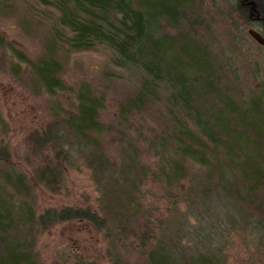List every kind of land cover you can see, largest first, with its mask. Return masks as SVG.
I'll return each instance as SVG.
<instances>
[{"label": "trees", "instance_id": "16d2710c", "mask_svg": "<svg viewBox=\"0 0 264 264\" xmlns=\"http://www.w3.org/2000/svg\"><path fill=\"white\" fill-rule=\"evenodd\" d=\"M36 1L56 16L47 54L26 61L39 89L52 97L68 90L59 78L58 53L100 46L112 52L113 66L139 73L140 80L136 92L118 107L116 160L104 146L112 129L99 118L104 98L84 83L75 91L74 112L53 106L52 117L28 135L43 166L28 175L9 166L8 151L0 148V264H42L38 236L53 224L72 220L90 224L101 235L105 264H126L128 252L143 258L142 264H224L215 260L221 249L210 240L204 241L205 250L196 257H180L183 250L174 240V219L180 208L188 215L196 203L205 213L226 203L231 216L233 211L239 215L243 231L252 224L259 229L255 235L264 239V124L255 117L254 101L242 105L247 116L236 121L241 105L226 79L227 66L198 37L197 29L208 26L199 17V4L194 0ZM249 1L251 12L258 15L254 21L264 30V0ZM236 12L248 24L254 22L242 3ZM166 27L176 33L171 35ZM53 45L56 55L50 53ZM160 96L166 108L159 114ZM149 111L162 114L164 126L144 137L129 121L132 114ZM141 146L153 158L151 163L139 158ZM78 164L89 171L96 192L94 205H60L38 212L28 200L34 199L36 186L58 190L65 171ZM6 187L11 193L5 192ZM67 260L96 264L84 255L73 254Z\"/></svg>", "mask_w": 264, "mask_h": 264}, {"label": "rangeland", "instance_id": "374dc122", "mask_svg": "<svg viewBox=\"0 0 264 264\" xmlns=\"http://www.w3.org/2000/svg\"><path fill=\"white\" fill-rule=\"evenodd\" d=\"M194 1L200 6L199 17L208 23L206 28L197 29L198 37L221 57L222 63L227 66L225 76L230 81L228 84L236 89L235 102L241 105L236 121L239 123L241 117L247 116L241 109L242 105L254 101L258 104L255 106V117L264 124V43H257L247 32L252 29L264 39V30L258 21L253 20L258 15L251 12L252 1L241 2L254 21L251 24L236 12L241 5L238 0ZM55 17L52 9L36 0H6L0 3V148L6 147L9 166L14 165L28 175L36 167L44 165L40 156L31 150L29 133L52 117L53 106L74 112L75 91L82 83L88 85L93 94L104 98L105 107L99 118L112 126L104 137V146L107 154L116 160L119 144L114 130L117 129L118 107L126 97L136 92L140 80L139 73L113 66L112 52L105 47L56 55L53 51H56V46L53 45L55 48L52 46L50 53L59 60V78L68 90L60 91L54 97L47 95L39 89V84H35L36 77L26 61L35 62L47 54L46 43ZM165 30L171 35L176 33L169 27ZM16 52H20L22 58H18ZM12 67H16L15 72ZM222 85L225 87V82ZM160 97L157 104L159 114L166 108ZM222 114L225 117L228 115L227 112ZM161 118L162 114L159 116L150 111L134 113L129 125L147 137L151 129L159 130L164 126ZM262 150L264 154V147ZM139 158L148 164L153 160L142 146ZM5 189L6 193H11L9 187ZM35 190L34 199L28 200L38 212L60 205H94L96 197L89 171L79 164L65 171L64 183L58 190L49 192L40 185ZM225 205H216L205 213L196 203L188 215L180 208L174 219L177 230L174 240L183 250L180 257H196L204 252V241L210 240L214 248L218 244L221 249L220 253L217 251L219 258L216 261L222 259L224 264H264V239L255 235L259 234V229L251 224L243 231L239 215L233 211L231 216V208ZM36 248L42 264H68L67 259L73 254L84 255L96 264H105L101 235L83 221L72 220L49 226L38 236ZM125 260L126 264H142L143 258L128 252Z\"/></svg>", "mask_w": 264, "mask_h": 264}, {"label": "water", "instance_id": "95a60500", "mask_svg": "<svg viewBox=\"0 0 264 264\" xmlns=\"http://www.w3.org/2000/svg\"><path fill=\"white\" fill-rule=\"evenodd\" d=\"M248 34L259 44L264 43V39L260 36V34L252 29H248Z\"/></svg>", "mask_w": 264, "mask_h": 264}, {"label": "flooded vegetation", "instance_id": "af4514ba", "mask_svg": "<svg viewBox=\"0 0 264 264\" xmlns=\"http://www.w3.org/2000/svg\"><path fill=\"white\" fill-rule=\"evenodd\" d=\"M257 20H258V18H256ZM253 20H255V19H253Z\"/></svg>", "mask_w": 264, "mask_h": 264}]
</instances>
